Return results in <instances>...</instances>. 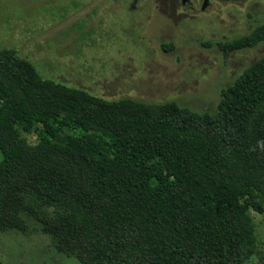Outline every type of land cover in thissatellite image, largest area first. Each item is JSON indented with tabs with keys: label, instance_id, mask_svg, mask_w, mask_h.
<instances>
[{
	"label": "trees",
	"instance_id": "trees-1",
	"mask_svg": "<svg viewBox=\"0 0 264 264\" xmlns=\"http://www.w3.org/2000/svg\"><path fill=\"white\" fill-rule=\"evenodd\" d=\"M262 40L264 23L215 44ZM251 210L264 213V55L211 113L106 99L0 49V231H40L83 264H245Z\"/></svg>",
	"mask_w": 264,
	"mask_h": 264
},
{
	"label": "rangeland",
	"instance_id": "rangeland-1",
	"mask_svg": "<svg viewBox=\"0 0 264 264\" xmlns=\"http://www.w3.org/2000/svg\"><path fill=\"white\" fill-rule=\"evenodd\" d=\"M201 3L0 0V49H14L42 77L106 99L175 101L214 113L222 90L264 55V40L229 52L215 42L264 23V0H210L204 9ZM170 42L172 49L162 46ZM251 214L259 252L245 264H264V213ZM0 264L83 263L56 250L45 233L7 230L0 231Z\"/></svg>",
	"mask_w": 264,
	"mask_h": 264
},
{
	"label": "water",
	"instance_id": "water-1",
	"mask_svg": "<svg viewBox=\"0 0 264 264\" xmlns=\"http://www.w3.org/2000/svg\"><path fill=\"white\" fill-rule=\"evenodd\" d=\"M182 2L184 3L185 0H182ZM208 0H202V4H201V8L204 9L207 6Z\"/></svg>",
	"mask_w": 264,
	"mask_h": 264
},
{
	"label": "flooded vegetation",
	"instance_id": "flooded-vegetation-1",
	"mask_svg": "<svg viewBox=\"0 0 264 264\" xmlns=\"http://www.w3.org/2000/svg\"><path fill=\"white\" fill-rule=\"evenodd\" d=\"M188 2H189V1H188ZM188 2H187V3H188ZM209 2H210V0H208V3H207V5L209 4ZM201 4H202V3H201ZM200 8H201V7H200Z\"/></svg>",
	"mask_w": 264,
	"mask_h": 264
}]
</instances>
